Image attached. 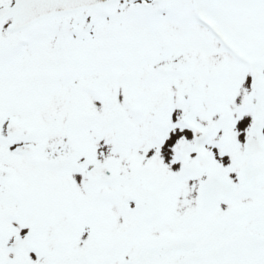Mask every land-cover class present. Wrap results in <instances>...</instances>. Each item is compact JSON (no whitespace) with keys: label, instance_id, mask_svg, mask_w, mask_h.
<instances>
[{"label":"snow or ice","instance_id":"snow-or-ice-1","mask_svg":"<svg viewBox=\"0 0 264 264\" xmlns=\"http://www.w3.org/2000/svg\"><path fill=\"white\" fill-rule=\"evenodd\" d=\"M0 264H264V0H0Z\"/></svg>","mask_w":264,"mask_h":264}]
</instances>
